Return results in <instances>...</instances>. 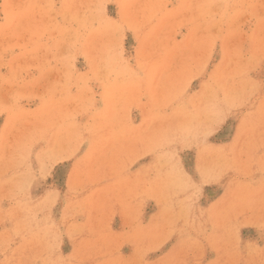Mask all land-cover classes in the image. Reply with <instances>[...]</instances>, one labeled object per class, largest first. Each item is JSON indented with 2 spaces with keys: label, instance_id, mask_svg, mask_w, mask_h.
<instances>
[{
  "label": "rangeland",
  "instance_id": "rangeland-1",
  "mask_svg": "<svg viewBox=\"0 0 264 264\" xmlns=\"http://www.w3.org/2000/svg\"><path fill=\"white\" fill-rule=\"evenodd\" d=\"M0 264H264V0H0Z\"/></svg>",
  "mask_w": 264,
  "mask_h": 264
}]
</instances>
